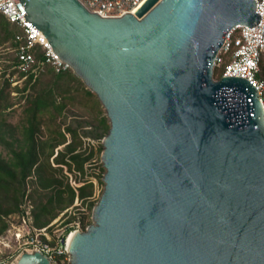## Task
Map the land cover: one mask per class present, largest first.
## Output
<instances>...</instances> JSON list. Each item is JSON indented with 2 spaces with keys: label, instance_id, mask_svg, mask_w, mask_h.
<instances>
[{
  "label": "water",
  "instance_id": "1",
  "mask_svg": "<svg viewBox=\"0 0 264 264\" xmlns=\"http://www.w3.org/2000/svg\"><path fill=\"white\" fill-rule=\"evenodd\" d=\"M109 119L104 187L67 264H264V106L213 78L254 0H146L102 17L79 0H19ZM10 264H49L24 249Z\"/></svg>",
  "mask_w": 264,
  "mask_h": 264
},
{
  "label": "trees",
  "instance_id": "2",
  "mask_svg": "<svg viewBox=\"0 0 264 264\" xmlns=\"http://www.w3.org/2000/svg\"><path fill=\"white\" fill-rule=\"evenodd\" d=\"M19 32L17 24L0 14V46L8 42L14 47V38ZM35 55L38 60L42 59L38 48L35 49ZM263 55L258 73L262 79ZM228 62L227 56L223 65L214 69L218 77L222 76ZM14 63L13 52L11 63L5 65L3 74L9 67L10 73L0 81V234L6 228L4 216L18 210L30 180L33 222L37 227L47 226L60 213L69 216L64 224L74 221L76 216L69 212L70 207L79 211V206L74 205L77 200L81 207L89 211V214H83L79 219L85 230L92 222V208L98 200L95 198L93 181L84 178L85 166L91 163L94 155L100 156L103 145L100 143L96 149H80L82 137L78 128L66 124L62 118L70 110L71 103L79 99L81 105L94 111L99 130L95 136L102 139L110 128L106 110L97 95L70 69L56 73L49 65H45L35 79L28 75L20 84L15 85L14 88L20 92L32 87L33 93L26 98L21 119L17 124L10 123L7 114L13 103L7 89L12 84L13 75L16 74V78L22 76L12 68ZM65 170L74 175L75 180L71 183ZM99 170L104 172L101 164ZM94 174L102 184V175Z\"/></svg>",
  "mask_w": 264,
  "mask_h": 264
},
{
  "label": "built area",
  "instance_id": "3",
  "mask_svg": "<svg viewBox=\"0 0 264 264\" xmlns=\"http://www.w3.org/2000/svg\"><path fill=\"white\" fill-rule=\"evenodd\" d=\"M89 11L102 17H118L126 13L135 14L146 0H79ZM255 13L261 15L253 27L238 24L226 33L224 43L219 47L213 60V70L224 66L222 76H240L250 81L256 88L264 106V79L258 77L260 62L264 53V0H254ZM0 14L19 26L12 51L16 74L11 78L13 85L20 84L28 75L35 79L45 65L56 73L71 69L53 50L43 32L27 18L25 5L19 0H0ZM42 53L38 60L35 49ZM59 219V218H58ZM58 219L44 227H37L33 219V202L30 187L23 196L17 211L4 216L5 230L0 234V264H10L24 249L42 253L49 264H65L69 260V236L76 230L66 227L60 232L54 229Z\"/></svg>",
  "mask_w": 264,
  "mask_h": 264
},
{
  "label": "rangeland",
  "instance_id": "4",
  "mask_svg": "<svg viewBox=\"0 0 264 264\" xmlns=\"http://www.w3.org/2000/svg\"><path fill=\"white\" fill-rule=\"evenodd\" d=\"M13 47L10 45V43H5L0 46V81L2 82L5 78L8 77L9 75V70L10 67L5 71V65H10L11 63V58L13 57ZM263 61H264V55H263ZM72 72L73 70L70 69ZM74 73V72H73ZM75 74V73H74ZM76 75V74H75ZM221 77V76H220ZM220 77H218V73L213 70V78L215 80H218ZM44 80H47L45 76H43ZM15 85L11 84L10 87L7 89V91H10V99L13 103V106L11 107L10 110H8V121L12 124H17V122L21 119L22 117V111L23 107L26 101L27 96L31 95L33 93L32 87L28 88L25 92H20L17 91L15 88ZM20 87V86H18ZM69 111H66V114L63 116L62 120L66 122V124H70L73 127H77L79 133L81 134V139H82V145L81 148L82 150L87 149L90 150L91 148L96 149L99 144L102 142L101 138H96L95 132L99 131L98 127L96 125V120L94 117V111L87 107L83 106L80 103L79 99H76L71 103V106H69ZM59 119V118H58ZM64 127V125H63ZM63 146H59V148H62ZM99 159V160H98ZM52 160V158H51ZM102 165V162L100 161V156L97 157V155H94L91 163H87L85 166V179H91L94 183L95 187V198H99V196L102 193L103 187H104V182L102 184L99 183V178L94 176L98 173H100L101 179L103 177V173L99 170V165ZM103 166V165H102ZM65 173L69 176V181L70 183L74 181V175L69 174L66 170ZM28 185H32L31 180L28 181ZM31 188V187H30ZM81 203L77 200H75L74 205L79 206V211L72 209L70 207V212L71 215H75L76 219L74 221H71L67 224H64V220L67 219L69 216H63V213H60L59 216L56 217L57 222L54 225V229L57 231H61L65 229L66 227L72 226L73 229H79V230H84L79 223V219L83 214H89V211L86 210L85 207H81ZM55 220V219H54ZM66 264V263H65Z\"/></svg>",
  "mask_w": 264,
  "mask_h": 264
},
{
  "label": "bare ground",
  "instance_id": "5",
  "mask_svg": "<svg viewBox=\"0 0 264 264\" xmlns=\"http://www.w3.org/2000/svg\"><path fill=\"white\" fill-rule=\"evenodd\" d=\"M135 13H136V12H135ZM72 235H73V233L69 236V240H68L69 242H70V239H71Z\"/></svg>",
  "mask_w": 264,
  "mask_h": 264
}]
</instances>
